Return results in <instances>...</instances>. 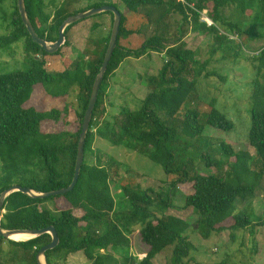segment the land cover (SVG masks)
<instances>
[{
	"label": "trees",
	"instance_id": "obj_1",
	"mask_svg": "<svg viewBox=\"0 0 264 264\" xmlns=\"http://www.w3.org/2000/svg\"><path fill=\"white\" fill-rule=\"evenodd\" d=\"M119 1L128 14L139 17L154 32L137 50L124 48L122 40L142 32L127 29V18L121 13L117 47L99 89L76 185L67 194L46 199H32L15 192L3 204V230L54 227L59 244L45 253L46 264H55L54 257L62 256L64 260L77 253H81L89 264H154V259L171 247L174 264H183V259L195 247L186 236L189 224L168 215L169 210L176 209L171 190L178 186L191 189L184 199V209L193 208L196 212V228L203 240L213 234L230 232L234 235L238 231H248L253 238L254 228L264 229V47L257 55L247 58L255 70L247 135V145L254 150L251 155L248 151L235 152L225 143L216 147L205 137L206 129L224 134L234 130L232 121L216 109V100L212 99L204 109L199 97L202 80L218 77L225 82L226 79L216 71H210V61H200L197 53L187 49L183 41L188 32L203 34L211 39V56L229 51L231 42H238L240 50L234 54V58H238L244 44L239 38L264 39V0ZM7 2H12L9 13L3 9ZM82 2L50 0L46 4L45 0H24V5L36 34L53 43L67 18L106 5L118 8L102 0L85 9H76L75 5ZM209 4L212 6L208 13L210 26L201 20V14L207 11ZM227 8H233L236 17L233 18V14L225 17ZM7 13L9 31L0 36V50L25 40L27 70L0 76V194L13 185L36 193L64 189L73 179L84 114L111 31L106 38L94 41L92 51L86 50L84 56L87 59L78 56L74 62L64 60L65 71L47 72L40 58L48 54L31 41L18 13L17 0H0L3 21ZM107 14L111 16L112 27L113 16ZM171 16L180 18L177 37L166 32L159 34L160 26L164 24L166 29L165 22ZM248 18L253 19L244 30ZM76 24L65 29L66 39ZM96 26L93 25L94 29ZM149 52L164 57L158 72L146 77V96L137 109L121 108L118 115L108 118L104 98L109 79L126 59H139ZM36 87L54 99H62L77 90L75 122L66 121V126L62 123L66 108L40 111L26 107ZM44 128L53 130L44 132ZM96 139L138 153L159 165L165 176L175 177V180L168 184L164 194L143 190L130 180L128 185L121 187L129 209L116 213L110 181L119 176L120 164L93 148ZM216 153L221 155L220 159L215 158ZM88 155L94 156L93 164L87 162ZM202 166L210 173L203 174ZM257 189L263 191V212L259 216L251 208ZM50 202L56 209L49 208ZM238 203L243 205L240 210ZM135 232L140 242L148 247L140 260L130 252ZM4 242L10 247L7 259L3 257ZM50 242L48 234L24 242L0 237V264H38L37 253Z\"/></svg>",
	"mask_w": 264,
	"mask_h": 264
},
{
	"label": "rangeland",
	"instance_id": "obj_2",
	"mask_svg": "<svg viewBox=\"0 0 264 264\" xmlns=\"http://www.w3.org/2000/svg\"><path fill=\"white\" fill-rule=\"evenodd\" d=\"M50 0H45L48 4ZM61 1V0H55ZM102 0H83L76 9H85ZM105 3L117 5L120 13L126 16L125 26L131 30H141L140 35H133L126 40L121 41V45L130 50H137L146 37L151 36L153 28H149L142 20L132 14H128L119 0H108ZM211 4L207 6V11L201 14V20H211L208 13L211 11ZM6 12L12 11V2L3 4ZM4 12V11H3ZM5 12V13H6ZM8 13L4 21L0 16V36L7 35ZM233 14V8L224 10V16L229 18ZM236 14H233V18ZM253 15V14H252ZM236 17V16H235ZM253 18H248L245 22L244 30H247ZM166 29L164 24L160 26L159 34L169 33L170 36H178L177 26L180 23L178 16H171L166 20ZM93 25H98L94 29ZM223 30V29H222ZM111 31V16L107 13L99 14L85 21L78 22L73 26L68 34L67 44L63 45L58 55H47L37 57L44 61V68L47 72L62 73L65 71L64 60L74 62L78 56H84L86 50L94 49V41L106 38ZM224 31V30H223ZM260 31V30H258ZM183 41L186 48L197 53L200 61H210L209 70L216 71L226 81L221 82L218 77H211L202 80L199 85V97L202 106L205 107L214 99L217 101L216 109L224 114L227 119L234 124V130L229 134L217 133L212 129H206L205 137L218 147L221 143L231 145L235 152L248 151L254 155V150L247 145V135L250 128V96L252 93V82L255 78V70L248 60L257 55L258 51L264 47V39L246 40L243 36L239 41H243V50L241 55L234 58L235 53H239L238 42H231L230 50L221 51L214 56L209 53L211 39L203 34L188 32L184 34ZM247 41V42H245ZM24 42L21 40L8 49L0 50V76L5 74L20 73L27 70L24 64ZM163 54L149 52L142 58L135 59L130 57L126 59L116 71L114 76L108 81V88L104 98V105L107 110V117H115L119 114L121 108L135 110L140 102L146 96L147 84L146 77L155 75L162 66ZM91 58V56L89 57ZM248 58V59H247ZM84 59H87L84 56ZM77 90H72L69 95L62 99H54L45 95V92L39 87L35 88L33 96L26 107H33L40 111H50L53 109H67V114L62 118L64 126L66 121L74 123L76 120L75 111L78 110ZM111 105V106H110ZM68 122V123H69ZM53 129L44 128V132ZM93 148L99 150L101 154L108 155L120 166L118 167L119 176L111 178L110 187L115 199V212H124L129 209V204L122 194V186L131 183L143 190L151 189L156 194L162 193L168 189V184L175 180V177H167L161 167L150 160L142 157L136 152L128 151L121 147L110 146L104 141L96 139ZM100 154V156H102ZM220 154H215L216 159H220ZM106 159L103 160L105 163ZM87 162L94 163V156L88 155ZM109 164H113L109 162ZM214 173L215 170L211 169ZM203 174L210 173L208 169L201 167ZM191 193L188 186L171 190L173 205L176 209L169 210L168 215L178 217L189 224L186 233L189 241L194 245L195 250L190 252L189 256L183 259V264H264V229L254 228L253 238L248 231H238L232 235L230 232L213 234L208 240H203L200 231L196 228L198 216L193 208L184 209V199ZM50 209H56L52 202L48 203ZM241 203L237 204V209H242ZM251 208L257 216L263 212V191L257 189ZM4 259H7L9 245L4 242ZM148 247L143 245L135 232L132 236L131 254L138 260L142 259L147 252ZM55 264H89L81 253L67 256L64 260L62 256L54 257ZM154 264H174L173 248L163 251L153 261Z\"/></svg>",
	"mask_w": 264,
	"mask_h": 264
},
{
	"label": "water",
	"instance_id": "obj_3",
	"mask_svg": "<svg viewBox=\"0 0 264 264\" xmlns=\"http://www.w3.org/2000/svg\"><path fill=\"white\" fill-rule=\"evenodd\" d=\"M17 8H18V13L20 15L21 21L28 35L30 36L31 41L34 44L41 47L48 55L56 54L60 50V48L64 45L65 43L64 31L67 27L74 25L80 21L97 16L99 14H103V13H111L113 16V23L111 27L107 50H106L102 65L99 69V72L96 75V78L94 80L88 106L84 114V118H83V122L81 126V133L79 135V141H78V146H77V156H76V161H75L74 175H73V179L70 185L67 188L56 190V191H51L47 193H36L32 191L31 189L13 185L0 194V237H2L5 240H11V238L15 235H25L27 236L28 240H31V239L41 237L42 235H45V234L50 235L51 242L48 245L42 247L36 255L38 264H46L45 253L47 251L53 250L59 244V237L54 227H47V228L39 229V230H3L1 228V213H2L3 204H4L5 199L9 195L15 192H20L22 194H25L32 199H46V198L55 197L58 195H64L73 190L74 186L76 185L78 181L80 169L83 163L85 140H86V136L89 130L92 114H93V111L96 105L99 89L102 84L104 75L107 71L109 62L112 58L113 52L117 47V38L119 34V28L121 25V13L118 8L114 6H108V5L102 6L99 8H93V9H90L84 12H80L74 16L67 18L62 23V25L59 27L57 40L53 43H49L41 39L36 34L27 16V12H26L25 5H24V0H17ZM28 240H25V241H28ZM20 242H24V241H20Z\"/></svg>",
	"mask_w": 264,
	"mask_h": 264
},
{
	"label": "bare ground",
	"instance_id": "obj_4",
	"mask_svg": "<svg viewBox=\"0 0 264 264\" xmlns=\"http://www.w3.org/2000/svg\"><path fill=\"white\" fill-rule=\"evenodd\" d=\"M12 241L20 242V241H25L28 240L27 236L25 235H15L11 238Z\"/></svg>",
	"mask_w": 264,
	"mask_h": 264
},
{
	"label": "built area",
	"instance_id": "obj_5",
	"mask_svg": "<svg viewBox=\"0 0 264 264\" xmlns=\"http://www.w3.org/2000/svg\"><path fill=\"white\" fill-rule=\"evenodd\" d=\"M204 22H205L206 24H208L209 26L212 25V23H210L209 21H207V20H205V19H204Z\"/></svg>",
	"mask_w": 264,
	"mask_h": 264
},
{
	"label": "crops",
	"instance_id": "obj_6",
	"mask_svg": "<svg viewBox=\"0 0 264 264\" xmlns=\"http://www.w3.org/2000/svg\"><path fill=\"white\" fill-rule=\"evenodd\" d=\"M105 2L108 1V0H104Z\"/></svg>",
	"mask_w": 264,
	"mask_h": 264
},
{
	"label": "flooded vegetation",
	"instance_id": "obj_7",
	"mask_svg": "<svg viewBox=\"0 0 264 264\" xmlns=\"http://www.w3.org/2000/svg\"><path fill=\"white\" fill-rule=\"evenodd\" d=\"M58 52H59V51H58ZM58 52H57V53H58ZM54 55H55V54H54Z\"/></svg>",
	"mask_w": 264,
	"mask_h": 264
}]
</instances>
